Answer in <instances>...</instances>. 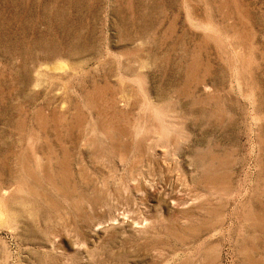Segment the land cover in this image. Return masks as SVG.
I'll list each match as a JSON object with an SVG mask.
<instances>
[{"label": "rangeland", "instance_id": "obj_1", "mask_svg": "<svg viewBox=\"0 0 264 264\" xmlns=\"http://www.w3.org/2000/svg\"><path fill=\"white\" fill-rule=\"evenodd\" d=\"M0 264H264V0H0Z\"/></svg>", "mask_w": 264, "mask_h": 264}]
</instances>
